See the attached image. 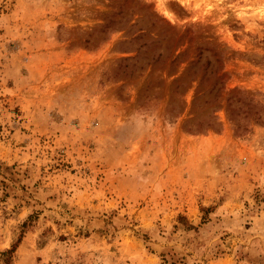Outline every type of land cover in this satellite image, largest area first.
Returning <instances> with one entry per match:
<instances>
[{"label":"rangeland","instance_id":"1","mask_svg":"<svg viewBox=\"0 0 264 264\" xmlns=\"http://www.w3.org/2000/svg\"><path fill=\"white\" fill-rule=\"evenodd\" d=\"M0 264H264V0H0Z\"/></svg>","mask_w":264,"mask_h":264}]
</instances>
